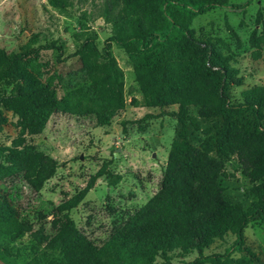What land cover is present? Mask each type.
<instances>
[{
	"label": "trees",
	"instance_id": "1",
	"mask_svg": "<svg viewBox=\"0 0 264 264\" xmlns=\"http://www.w3.org/2000/svg\"><path fill=\"white\" fill-rule=\"evenodd\" d=\"M47 3L63 11L72 6L71 0ZM249 4V0L241 4L230 0H104L99 17L111 26L110 36L98 49L97 33L80 24L83 32L73 35L79 42L74 56L86 77L62 96L52 78L40 71L41 47L9 54L0 49V130L7 122L2 110L17 118L19 128L9 146H0V180L22 174L32 189L40 190L53 177L58 165L50 164L30 138L42 133L54 113L86 115L94 104L114 112L124 109V74L111 53L112 45L137 42L139 51L147 52L159 42L153 68L137 78L148 108L177 106L178 129L160 187L126 228L97 246L82 237L68 216L97 179L105 176L111 186L120 179L104 163L84 188L55 206L54 213L62 216L54 222L55 234L39 230L34 235V253L25 264H153L157 257L168 264L171 249L196 252V258L184 264H253L256 257L244 245V230L252 221L264 222V86L246 89L241 100L234 101L231 88L242 86V77L231 64L235 55L220 39H200L191 28L200 14L216 8L244 10ZM81 20L93 19L82 12ZM256 21L261 23V32L253 31L249 44L259 54L264 48L261 11ZM52 48L60 50L63 45L45 49ZM97 114L101 126L109 123V118ZM193 133L202 136L196 144L191 141ZM232 157L249 184L247 207L229 202L224 195L221 182L232 177L225 170ZM24 231L17 210L0 195V235L14 241ZM229 234L234 240L224 253L204 254ZM234 254L240 257L234 260Z\"/></svg>",
	"mask_w": 264,
	"mask_h": 264
},
{
	"label": "rangeland",
	"instance_id": "2",
	"mask_svg": "<svg viewBox=\"0 0 264 264\" xmlns=\"http://www.w3.org/2000/svg\"><path fill=\"white\" fill-rule=\"evenodd\" d=\"M245 1L230 0L238 4ZM249 1L244 10L216 8L198 15L191 24L198 38L220 39L235 55L231 64L242 77V86L231 88L234 101L241 100L242 91L264 86V48L257 54L249 44L250 34L261 32L256 14L261 11L264 19V0ZM103 2L71 0L72 6L63 11L51 8L47 0H0V49L9 54L41 47L37 58L40 71L52 78L62 96L83 84L86 77L79 58L74 56L79 42L73 35L83 32L80 24L97 33L98 49L110 36L111 26L99 17ZM82 12L93 20H81ZM52 44L63 48L45 49ZM160 49L157 41L147 52L139 51L137 42L125 47L112 45L111 53L124 74V109L114 112L110 107L94 104L93 111L86 115L56 112L42 133L30 138L35 149L58 168L40 190L32 189L22 174L0 180V195L17 210L25 230L14 241L0 235V264H25L34 253V235L39 230L46 235L55 234L54 222L62 218L54 213L55 206L84 188L104 163H108L109 173L120 179L112 186L105 176L97 179L84 200L68 213L82 237L94 245H102L115 231L126 228L135 212L159 189L170 144L178 129L177 106L148 108L137 76L153 68ZM2 112L7 122L0 130V146H9L19 132L17 118ZM97 113L109 118V123L101 126ZM201 138L199 133H193L191 141L196 144ZM225 170L232 175L221 182L225 198L247 207L251 202L245 193L249 184L234 157L226 162ZM244 236V245L256 257L253 264H264V222H250ZM233 240L230 234L216 240L204 254H222ZM3 248L14 256L8 257ZM167 255L168 264H184L197 256L196 252L183 254L180 249H171ZM239 257L232 256L234 260ZM153 264L167 263L157 257Z\"/></svg>",
	"mask_w": 264,
	"mask_h": 264
},
{
	"label": "crops",
	"instance_id": "3",
	"mask_svg": "<svg viewBox=\"0 0 264 264\" xmlns=\"http://www.w3.org/2000/svg\"><path fill=\"white\" fill-rule=\"evenodd\" d=\"M152 109V108H151Z\"/></svg>",
	"mask_w": 264,
	"mask_h": 264
}]
</instances>
